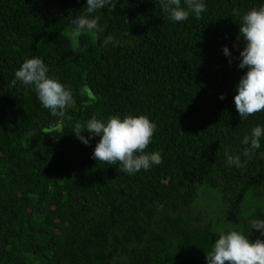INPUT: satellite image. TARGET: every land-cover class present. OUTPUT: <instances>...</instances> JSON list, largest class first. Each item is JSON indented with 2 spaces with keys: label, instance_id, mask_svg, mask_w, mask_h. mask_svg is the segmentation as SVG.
Masks as SVG:
<instances>
[{
  "label": "trees",
  "instance_id": "16d2710c",
  "mask_svg": "<svg viewBox=\"0 0 264 264\" xmlns=\"http://www.w3.org/2000/svg\"><path fill=\"white\" fill-rule=\"evenodd\" d=\"M204 3L200 19L173 22L156 0H118L92 14L104 31L82 34L74 53L68 33L86 0H0V264H207L228 216L264 240L248 224L264 219V137L242 168L225 156L264 127V111L243 119L234 105L247 71L240 19L264 0ZM109 35L122 43L104 47ZM32 57L73 92L64 118L32 87L12 85ZM93 115L147 116L156 125L147 151L163 163L129 175L94 159L100 137L85 145L73 132ZM202 189L226 219L203 208Z\"/></svg>",
  "mask_w": 264,
  "mask_h": 264
},
{
  "label": "clouds",
  "instance_id": "9594fccd",
  "mask_svg": "<svg viewBox=\"0 0 264 264\" xmlns=\"http://www.w3.org/2000/svg\"><path fill=\"white\" fill-rule=\"evenodd\" d=\"M117 2L118 0H86L85 14L71 21L73 28L68 33L74 53L83 51L79 42L82 34L87 33L93 40H99L100 33L104 31L99 24L100 17L92 14L105 8L110 12L115 9ZM156 3L160 4L162 11L173 22H183L190 14L200 19L201 14L206 11L204 0H183V5L182 0H156ZM239 25L237 39L242 37L245 46L240 51L238 67H246L247 71L236 86L234 105L240 118L247 119L264 111V5L244 13ZM121 43L111 35L103 40L104 47L109 44L119 46ZM222 50L225 56L231 55L227 47ZM48 72L49 68L42 59L32 57L22 62L11 83L14 86L20 82L32 87L44 109L49 110L53 117L64 118L67 109L75 107L73 92L56 78L49 77ZM219 98L224 99L222 94ZM155 130L156 125L145 115L123 118L112 115L107 121L93 115L86 123L77 122L73 132L85 145L89 144L93 136H99L93 158L110 165L119 163L121 171L131 175L140 170L148 171L153 165L163 163L160 152L147 151ZM85 131L89 133L88 138L81 135ZM262 137L264 127L257 125L252 128L250 134L243 137L242 143L246 147L240 155L225 152L228 165L244 167L261 148ZM241 155L245 157L243 162ZM248 224L250 229H256L264 236V219L251 215ZM218 236L212 250L206 255L207 264H264V240L250 241L248 236L237 230H220Z\"/></svg>",
  "mask_w": 264,
  "mask_h": 264
},
{
  "label": "rangeland",
  "instance_id": "374dc122",
  "mask_svg": "<svg viewBox=\"0 0 264 264\" xmlns=\"http://www.w3.org/2000/svg\"><path fill=\"white\" fill-rule=\"evenodd\" d=\"M201 194L203 195V200H202V206L205 210H208L211 216H214L213 219L215 222H217V218L218 216H221L220 218L224 217L226 219V215L223 214L222 212H220V206L218 204V202L213 198V196L211 195L212 192H208L206 190H201L200 191ZM198 208H196L195 210L197 211ZM232 220V217L228 216L226 219V224H227V228H229V230H235L233 229L234 226H232V223L229 224V221ZM226 228V226H218L217 227V236H218V232L220 230H225L227 231L228 229ZM219 238V236L217 237Z\"/></svg>",
  "mask_w": 264,
  "mask_h": 264
}]
</instances>
